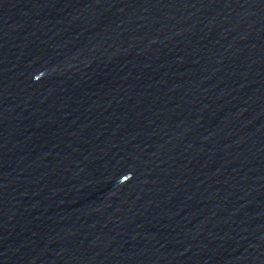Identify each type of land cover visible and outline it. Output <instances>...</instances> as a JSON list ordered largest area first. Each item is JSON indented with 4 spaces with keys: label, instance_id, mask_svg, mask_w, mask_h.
Here are the masks:
<instances>
[{
    "label": "water",
    "instance_id": "1",
    "mask_svg": "<svg viewBox=\"0 0 264 264\" xmlns=\"http://www.w3.org/2000/svg\"><path fill=\"white\" fill-rule=\"evenodd\" d=\"M260 247L264 0H0V264Z\"/></svg>",
    "mask_w": 264,
    "mask_h": 264
}]
</instances>
